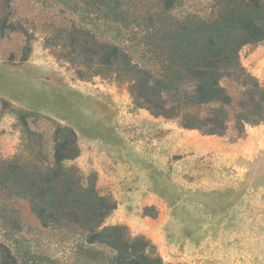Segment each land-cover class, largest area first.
Segmentation results:
<instances>
[{"label": "rangeland", "instance_id": "obj_1", "mask_svg": "<svg viewBox=\"0 0 264 264\" xmlns=\"http://www.w3.org/2000/svg\"><path fill=\"white\" fill-rule=\"evenodd\" d=\"M120 2L131 15L157 8L155 0ZM84 3L0 0V18L8 19L0 37V161L34 164L38 135L48 154L53 128L69 127L79 155L67 166L114 203L102 227L144 238L163 264H264V122L246 126L240 138L203 136L138 107L132 81L114 70L71 64L63 28L80 24L130 51L139 33L115 36ZM213 4L185 0L173 13L210 18ZM239 62L264 88V40L244 46ZM0 242L20 264H108L113 257L78 231L41 227L26 200L3 191Z\"/></svg>", "mask_w": 264, "mask_h": 264}, {"label": "trees", "instance_id": "obj_2", "mask_svg": "<svg viewBox=\"0 0 264 264\" xmlns=\"http://www.w3.org/2000/svg\"><path fill=\"white\" fill-rule=\"evenodd\" d=\"M120 1L85 0L84 5L115 36L132 39L138 27L133 50L72 24L60 30L71 64L114 70L132 81L130 94L138 107L203 136L240 138L246 126L264 122V88L239 62L244 46L264 40V1L214 0L210 18L191 12L176 16L174 9L185 0H155L154 12L141 9L137 15L121 8ZM7 23L0 18V37ZM17 118L27 125L23 114ZM42 134L34 164L0 161V192L26 200L41 227L75 230L86 245L110 250L108 264H163L144 238H131L123 226L102 227L114 203L98 194L90 178L67 166L79 155L74 131L56 125L48 154H43L47 138ZM20 261L18 253L0 242V264Z\"/></svg>", "mask_w": 264, "mask_h": 264}]
</instances>
